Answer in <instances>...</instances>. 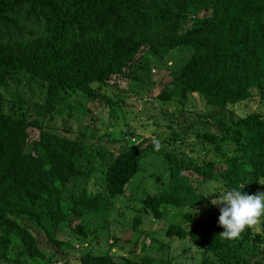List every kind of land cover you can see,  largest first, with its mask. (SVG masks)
<instances>
[{"label": "trees", "instance_id": "1", "mask_svg": "<svg viewBox=\"0 0 264 264\" xmlns=\"http://www.w3.org/2000/svg\"><path fill=\"white\" fill-rule=\"evenodd\" d=\"M173 52L186 56L151 82L150 100L183 106L194 93L213 107L204 119L214 132L193 134L214 158L156 150L150 137L126 143L128 128L116 150L102 146L101 116L112 120L119 95L140 86L143 66ZM22 81L42 95L28 117L23 100L3 96ZM172 129L160 144L172 147L185 134ZM228 144L236 154L219 150ZM259 180L264 0H0V264H54L75 254L79 264H170V244L184 239L199 252L196 264H264L263 232L246 226L228 240L219 221H193L213 209L197 186L243 184L251 195ZM115 204L124 207L115 212ZM129 209L121 241L141 256L93 254L90 243L102 235L120 241L110 223L120 225ZM143 213L175 219L156 234L143 227Z\"/></svg>", "mask_w": 264, "mask_h": 264}, {"label": "rangeland", "instance_id": "2", "mask_svg": "<svg viewBox=\"0 0 264 264\" xmlns=\"http://www.w3.org/2000/svg\"><path fill=\"white\" fill-rule=\"evenodd\" d=\"M185 56L186 54L184 52H173L165 57V60L161 65L155 64L153 62L150 63L147 68H145L146 65L143 66L141 71L138 73L141 81L139 86L141 90L138 93L139 97L135 94H129L128 96L130 97V100H128V103H122L118 107L117 111H119V114L116 119L109 121L104 114L101 116L98 134L105 135L106 133V135L101 137L99 140L102 146L112 148V150H116L118 148L117 140L122 134L121 131L125 129L123 128L122 122H118L119 117H124L128 120L127 128L132 134L131 137L135 139L134 142H136L139 138L144 137L155 138L156 140L161 141L162 139L166 138V136H169L168 131L170 129L174 128L175 131L172 129L174 133L183 129L185 134L181 135L180 140L172 147H168L169 145L166 144L161 145H165L168 150H177L179 153H182L186 159L196 162L204 160L208 157L214 158L215 149H213L210 144L201 142L194 137L195 132L201 133L207 130L214 132L212 130L213 128H209L211 126V121L206 120V122L204 119V114L212 113L214 110L213 107L207 105L196 94L188 96L183 106H178L175 105V102H171L169 106L164 109H161L156 100H150V93L155 94L157 92L156 87H150L151 82L157 81L162 75H166V73L175 65H177L175 67L177 68L179 62L185 58ZM131 88L132 92L138 89L136 87ZM148 89L150 91H148ZM3 96L6 101L12 98H14L13 100L16 101L23 100L21 111H27L25 114L27 117L29 116V113L34 115L33 112L36 111L37 107L35 105H38L41 102L42 97V95L39 94L36 89L27 88L24 81L18 82L16 85L11 83L8 84V87L5 89V91H3ZM231 111L232 112L230 116H232V119H237V117H239L238 109H232ZM163 112L167 116L166 119H163L160 115H158ZM224 115L225 117H228L229 114L227 113L226 115L224 112ZM53 123V120H51V125H53ZM126 138L128 139H126V143L133 141V139L129 138L128 136H126ZM235 148L236 146L228 144L220 147L219 150L227 155H233L237 153ZM204 152H206L205 156ZM258 184L260 185V188L253 191L251 195H255L258 192H264V180H259ZM241 186L244 185L241 184ZM88 187H91L90 184ZM94 188L96 189L95 186ZM196 190L202 196H212L209 200V203L213 206V209L211 211L193 216V221L205 219L219 221V209L222 205H214L212 200L218 199L225 190L219 184L212 182H207L204 185L197 186ZM121 207L124 206L115 204V212L120 210ZM134 208L140 207L135 206ZM169 214H165L163 218L155 220L149 214L143 213L141 216L145 218L146 223V225L143 227L157 234V231L160 228L165 227L168 221H174L175 218L169 216ZM125 215L120 225L114 226L113 223H110V228L113 229L111 233L119 237L120 241L113 244L109 235H102L98 240V244L90 243L91 252L93 254H104L105 251H107V253L116 260L122 256L135 258H139L141 256L138 252L129 254L128 250L131 246L121 241L122 238H126L129 233L130 220L134 215L133 209H129ZM111 219H114L113 215L111 216ZM248 227H250L251 231L253 232L264 233V213H262L256 224ZM110 243L111 245L109 246ZM74 247L76 248L77 246L74 244ZM197 253L199 252L186 239L181 241L174 240L170 244L169 248V255L173 258V261L170 264H196L198 259ZM77 257V254L69 255L65 261L59 260L54 264H79Z\"/></svg>", "mask_w": 264, "mask_h": 264}, {"label": "clouds", "instance_id": "3", "mask_svg": "<svg viewBox=\"0 0 264 264\" xmlns=\"http://www.w3.org/2000/svg\"><path fill=\"white\" fill-rule=\"evenodd\" d=\"M129 94L131 95L133 92H127L126 94L121 93L118 98L122 100V103L127 104L128 100H130V97L128 96ZM122 103H120L118 107ZM118 114L119 111H116L115 117L112 119H116ZM120 122H122L123 128H127L128 120L126 118L119 117L118 123ZM132 139L135 141L134 138ZM153 143L156 150H159L162 146L159 141H154ZM244 187L245 186L237 185L227 189L218 199L212 200L214 205H222L219 209L220 216L218 226L224 229V231L220 233L219 236L225 239L234 240L239 238L246 226L256 224L262 213H264V192H258L255 195H249L243 192Z\"/></svg>", "mask_w": 264, "mask_h": 264}]
</instances>
